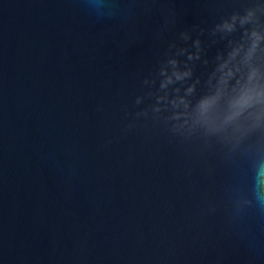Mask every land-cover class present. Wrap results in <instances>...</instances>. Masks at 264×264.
<instances>
[{"label": "water", "instance_id": "obj_1", "mask_svg": "<svg viewBox=\"0 0 264 264\" xmlns=\"http://www.w3.org/2000/svg\"><path fill=\"white\" fill-rule=\"evenodd\" d=\"M254 2L0 0V264H264V126L182 134L158 101L176 59L209 127L244 118L211 30Z\"/></svg>", "mask_w": 264, "mask_h": 264}, {"label": "clouds", "instance_id": "obj_2", "mask_svg": "<svg viewBox=\"0 0 264 264\" xmlns=\"http://www.w3.org/2000/svg\"><path fill=\"white\" fill-rule=\"evenodd\" d=\"M211 31L213 36L218 35L220 39L226 40L227 44L226 51L218 53L215 68L208 77L209 93L219 96L222 92L220 85L226 83V77H230L232 69L235 68V71L240 74V80L237 81L240 85L239 93L249 97L244 118L237 121L231 116L229 105L221 111L212 113L217 124L215 127H209L208 114L202 110L208 103V97H201L194 105L191 104L188 97L196 91L199 80L188 83L193 76L192 68L185 63L182 70L180 61L176 59L168 61L171 66L170 72L167 67L161 71L164 79L160 83V89L166 91L164 96L158 97V101H166L176 110L191 108L192 122L189 123L188 119H183V123L178 125L182 134L192 135L199 131L205 136H216L227 140L235 137L236 133L243 134L246 130L264 126V0H255L242 10L233 11L216 23ZM237 33H240L239 39L235 38ZM183 35L185 39H190L187 33ZM194 46L196 52H188L189 61L201 58L200 53L203 49L200 39L194 41ZM225 69L228 71L225 72ZM176 84H180L181 87L170 88ZM181 91L183 95L180 94ZM239 93L233 90L234 95ZM173 118L182 119L180 111L174 112Z\"/></svg>", "mask_w": 264, "mask_h": 264}]
</instances>
